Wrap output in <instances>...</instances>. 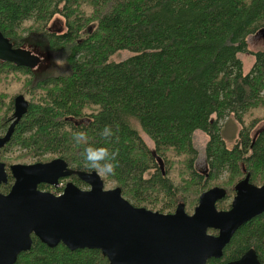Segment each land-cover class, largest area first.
<instances>
[{
  "label": "trees",
  "instance_id": "obj_1",
  "mask_svg": "<svg viewBox=\"0 0 264 264\" xmlns=\"http://www.w3.org/2000/svg\"><path fill=\"white\" fill-rule=\"evenodd\" d=\"M260 30L264 0H0L2 34L45 56L35 70L0 63V136L14 96L29 103L0 149L8 176L0 192L9 191L15 163L60 157L87 171L83 148L72 140L73 132L85 131L91 145L119 150L116 174L101 178L119 186L134 206L169 213L181 202L189 213L200 193L227 172L216 185L226 190L216 207L228 209L233 186L246 174L251 183L264 184V50L251 51L247 43ZM122 50L131 54L109 59ZM243 53L253 56L246 73ZM9 74L19 76L16 91L7 95ZM229 118L240 125L231 146L221 126ZM106 125L115 133L110 142L100 135ZM197 130L207 136L208 177L195 167ZM13 150L21 153L10 160ZM174 163L180 165L175 173ZM71 180L84 185L74 175ZM263 238L264 212L241 225L221 257L206 264L235 260L251 247L264 263ZM14 264L108 260L98 249L48 247L32 235L30 249Z\"/></svg>",
  "mask_w": 264,
  "mask_h": 264
},
{
  "label": "water",
  "instance_id": "obj_2",
  "mask_svg": "<svg viewBox=\"0 0 264 264\" xmlns=\"http://www.w3.org/2000/svg\"><path fill=\"white\" fill-rule=\"evenodd\" d=\"M44 60L34 49L14 46L0 31V62L35 70ZM28 106L22 94L14 96L0 149ZM9 171L13 183L7 193L0 192V264H14L21 252L30 249L32 235L48 247L62 243L69 250L98 249L108 264H206L221 257L241 225L264 212V184L251 183L249 174L233 186L235 194L226 210L216 207L226 190L213 186L200 193L192 213L181 202L173 212L162 213L134 206L119 186L105 189L96 172L70 168L60 157L11 164ZM73 175L88 188L72 181L65 183L61 194L38 188L39 184L57 186L60 179ZM7 181L5 163L0 161V185ZM222 264L264 263L251 247Z\"/></svg>",
  "mask_w": 264,
  "mask_h": 264
},
{
  "label": "rangeland",
  "instance_id": "obj_3",
  "mask_svg": "<svg viewBox=\"0 0 264 264\" xmlns=\"http://www.w3.org/2000/svg\"><path fill=\"white\" fill-rule=\"evenodd\" d=\"M247 43H248V48L251 51L264 50V32H263V30L258 31L255 34L249 35L247 37ZM21 46L24 47V48H27L24 45H21ZM35 53L39 54L43 59H45L44 54H42L41 52L35 51ZM130 54H131V52H129L127 50H122V51L117 52V54H114V55L110 56L109 59L116 60V59H119V58H125L128 55H130ZM239 57H240V59L242 61L243 72L244 73L248 72L250 67H251V65H252V63H253V56L250 55V54H247V53H243V54H239ZM18 76L19 75H17V74H9L5 78L4 83L1 81L3 83V90H4V92L7 95H8V93L11 94V93L16 91L17 83H18V79H17ZM12 111H11V113H12ZM11 113L9 114V116L11 115ZM259 113H261V112H259V111L256 112V114H259ZM252 117H253V113L250 116L246 117L245 122L246 123H250V120H251ZM221 126H222L223 138L225 139L227 145L231 146L233 144L234 140L238 136V131L240 130V125L238 123H236V121L234 119L229 118V119H224L222 121V125ZM142 135H143V138L146 141V143L149 145V147L152 148L153 147L152 141L145 134H142ZM206 142H207V136L202 131L197 130V131L194 132V134H193V143H194L195 148L197 149V160L195 162V167L199 171L203 172L208 177V168H207V164H206V161H205V155H204V149H205ZM19 153H21V152H19ZM19 153L17 151L13 150L9 154H7L6 157L11 160L15 155H17ZM27 163H32V161H27ZM174 166H175L174 167V173H175V171L178 168H180V165L174 163ZM227 177H228L227 172H224L223 174H221L219 176V178H216L212 182V186L211 187L220 184L219 181L225 182L227 180ZM70 180H71L70 178H66V182H68ZM114 186L115 185L112 184V183H105L104 182V188L105 189L113 188ZM80 188L86 189V188H88V186L86 184H84V185L82 184ZM234 194H235V192L233 190V194H232L231 198L229 199V203H230L231 199L233 198ZM192 211H193V209L189 213H192Z\"/></svg>",
  "mask_w": 264,
  "mask_h": 264
},
{
  "label": "clouds",
  "instance_id": "obj_4",
  "mask_svg": "<svg viewBox=\"0 0 264 264\" xmlns=\"http://www.w3.org/2000/svg\"><path fill=\"white\" fill-rule=\"evenodd\" d=\"M100 135L106 142H110L115 133L111 126L106 125ZM72 140L77 146L83 148V167L88 172H96L101 177L114 176L119 166V150L110 149L107 146H93L89 143L88 134L85 131L72 133Z\"/></svg>",
  "mask_w": 264,
  "mask_h": 264
},
{
  "label": "flooded vegetation",
  "instance_id": "obj_5",
  "mask_svg": "<svg viewBox=\"0 0 264 264\" xmlns=\"http://www.w3.org/2000/svg\"><path fill=\"white\" fill-rule=\"evenodd\" d=\"M0 63H4V62H0ZM13 112V111H12ZM12 114V113H11ZM10 122H11V116H10V118H9V121L7 120L6 121V123H7V126H6V129H7V127H8V125L10 124ZM4 133H2V135H3ZM7 172V171H6ZM67 178H70L71 179V177H67ZM65 181V182H64ZM70 181H72V180H70ZM62 183V186H60L59 185V183ZM73 182V181H72ZM65 183H66V178H62V179H60L59 181H58V184H57V186H50V185H47V184H39L38 186H41L42 188H39V189H41V190H43V191H49V192H52V193H54V194H57V192H59V190L62 192V190H63V188H64V186H65ZM74 183V182H73ZM232 200V199H231ZM230 203H231V201H230Z\"/></svg>",
  "mask_w": 264,
  "mask_h": 264
},
{
  "label": "built area",
  "instance_id": "obj_6",
  "mask_svg": "<svg viewBox=\"0 0 264 264\" xmlns=\"http://www.w3.org/2000/svg\"><path fill=\"white\" fill-rule=\"evenodd\" d=\"M59 185L62 186V183L60 182ZM60 193H61V191L59 190V192H57V194H60Z\"/></svg>",
  "mask_w": 264,
  "mask_h": 264
}]
</instances>
